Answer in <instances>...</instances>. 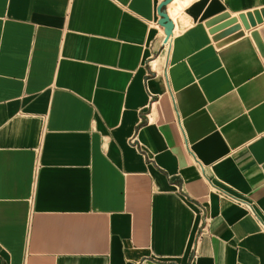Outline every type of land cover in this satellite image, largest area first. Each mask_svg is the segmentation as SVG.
Wrapping results in <instances>:
<instances>
[{
    "label": "crops",
    "instance_id": "crops-1",
    "mask_svg": "<svg viewBox=\"0 0 264 264\" xmlns=\"http://www.w3.org/2000/svg\"><path fill=\"white\" fill-rule=\"evenodd\" d=\"M161 1L0 0V264H264V0Z\"/></svg>",
    "mask_w": 264,
    "mask_h": 264
},
{
    "label": "water",
    "instance_id": "water-1",
    "mask_svg": "<svg viewBox=\"0 0 264 264\" xmlns=\"http://www.w3.org/2000/svg\"><path fill=\"white\" fill-rule=\"evenodd\" d=\"M170 2V0H162L157 7V12L159 15V20L158 23L163 26L164 28V39L168 38L169 36L172 35V28H173V24L170 21V19L168 18L164 7L166 6V4ZM228 15L227 14H223L219 17H216L215 19L211 20L208 24H214L217 23L225 18H227ZM240 21L242 23V26L245 30H249L250 27H255L257 23H261L264 20V8L259 9V10H255L253 12H248L245 15L241 14L239 16ZM244 34V31H238L232 35H229L228 37L222 39L221 41H219L218 45H222L228 41H231L232 39L239 37L241 35ZM252 37L254 38L256 44L258 45L261 53L264 55V27H260L258 29V31H252L251 32ZM263 41H262V39Z\"/></svg>",
    "mask_w": 264,
    "mask_h": 264
},
{
    "label": "bare ground",
    "instance_id": "bare-ground-1",
    "mask_svg": "<svg viewBox=\"0 0 264 264\" xmlns=\"http://www.w3.org/2000/svg\"><path fill=\"white\" fill-rule=\"evenodd\" d=\"M165 41H164V43L163 44H167V46H168V44H169V41H170V36L168 37V38H166V39H164Z\"/></svg>",
    "mask_w": 264,
    "mask_h": 264
}]
</instances>
